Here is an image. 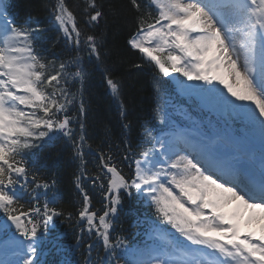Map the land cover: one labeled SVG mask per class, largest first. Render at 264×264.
I'll return each mask as SVG.
<instances>
[{
	"label": "snow or ice",
	"instance_id": "snow-or-ice-1",
	"mask_svg": "<svg viewBox=\"0 0 264 264\" xmlns=\"http://www.w3.org/2000/svg\"><path fill=\"white\" fill-rule=\"evenodd\" d=\"M43 7L56 33L48 47L49 28L0 0V264H44L45 245L64 251L60 236L49 240L57 218L74 225L84 264H264V0H127L133 67L155 72V107L135 144L108 66L103 0ZM97 69L121 132L105 128L93 147L84 86ZM165 77L216 119L170 124ZM45 148L70 149L71 210L56 206L60 180L35 151ZM125 197L151 213L138 242L116 230Z\"/></svg>",
	"mask_w": 264,
	"mask_h": 264
},
{
	"label": "trees",
	"instance_id": "trees-1",
	"mask_svg": "<svg viewBox=\"0 0 264 264\" xmlns=\"http://www.w3.org/2000/svg\"><path fill=\"white\" fill-rule=\"evenodd\" d=\"M13 9L19 13L20 19H29L35 25L37 23L49 28L53 23L51 16L43 7L44 0H8ZM78 0H68L69 5H74ZM107 21H101V28L105 29L107 36V47L111 49V55L108 58V66L113 70V75L121 79L123 84V101L128 107L127 121L130 124L128 132L129 137L135 144L139 140L140 125L149 120L155 107L153 76L154 68L147 65L140 68L133 67V64L140 63L138 52L129 51L126 47L128 28L126 21L129 19L123 5L127 0H103ZM109 5L115 9V13L109 9ZM56 39V33L49 28L48 31L41 33V45L48 47L52 40ZM56 48L54 51H61ZM167 83L163 85V100L166 101V111L169 119H174L181 123V117H172L173 111L189 113L190 116H196L199 120H215L216 118L208 112L202 111L197 102L180 96L174 90L171 82L163 78ZM79 85L76 86L78 88ZM73 89V91L76 90ZM84 100L88 108V126L91 133H94L93 147L100 142L104 136L105 128L113 133L114 139L120 136L121 116L117 102H115L109 90L106 87L101 70L91 71L90 78L84 86ZM177 118V119H176ZM179 119V120H178ZM157 128L163 127L156 124ZM37 159L44 164L50 172L57 174L60 183L58 185L57 196L62 203L56 206L71 210V202L74 200L72 185L70 179L75 168L71 159L70 149L45 148L35 150ZM92 160V157H88ZM89 167H93L89 164ZM125 171L127 168L125 167ZM98 200L99 197L97 196ZM99 207V204L95 205ZM2 215V214H0ZM151 216L150 211L138 199L124 198L119 215V222L116 224L117 232L122 228L129 236L130 241L138 242L143 238L142 221L145 217ZM141 222L140 226L133 227V224ZM60 236L59 244L65 249L62 252H56L51 245L42 246V250L47 254L41 256L44 264H84V256L80 252H73L74 243V225L62 223L61 218L55 220L54 226L49 229V240ZM97 247H101L97 245ZM51 249V250H49ZM93 258H96V249H93Z\"/></svg>",
	"mask_w": 264,
	"mask_h": 264
},
{
	"label": "rangeland",
	"instance_id": "rangeland-1",
	"mask_svg": "<svg viewBox=\"0 0 264 264\" xmlns=\"http://www.w3.org/2000/svg\"><path fill=\"white\" fill-rule=\"evenodd\" d=\"M176 75H179V74H176ZM166 79H168L171 83H172V85L174 86V89H175V91L177 92V94H179L180 96H183V97H186V96H184L181 92H180V90L177 88V86L169 79V78H167V77H165ZM181 79H183V77H181ZM187 82V81H186ZM222 87V86H221ZM187 98V97H186ZM198 103V102H197ZM177 112V110L175 109L174 111H173V113H176ZM172 123H173V121H172ZM185 123H187V121L185 120V115L183 116V122H182V124H185ZM166 130H167V128H165ZM164 129V130H165Z\"/></svg>",
	"mask_w": 264,
	"mask_h": 264
},
{
	"label": "bare ground",
	"instance_id": "bare-ground-1",
	"mask_svg": "<svg viewBox=\"0 0 264 264\" xmlns=\"http://www.w3.org/2000/svg\"><path fill=\"white\" fill-rule=\"evenodd\" d=\"M189 83H192V82H189Z\"/></svg>",
	"mask_w": 264,
	"mask_h": 264
}]
</instances>
